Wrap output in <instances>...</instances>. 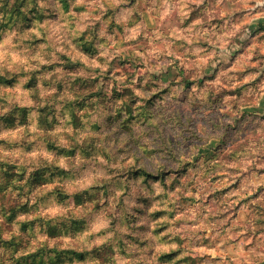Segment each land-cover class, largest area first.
<instances>
[{"label": "clouds", "instance_id": "9594fccd", "mask_svg": "<svg viewBox=\"0 0 264 264\" xmlns=\"http://www.w3.org/2000/svg\"><path fill=\"white\" fill-rule=\"evenodd\" d=\"M0 264H264V0H0Z\"/></svg>", "mask_w": 264, "mask_h": 264}]
</instances>
